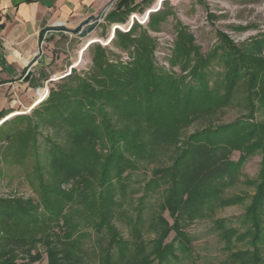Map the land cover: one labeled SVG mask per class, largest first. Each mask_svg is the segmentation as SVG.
<instances>
[{"label":"rangeland","instance_id":"1","mask_svg":"<svg viewBox=\"0 0 264 264\" xmlns=\"http://www.w3.org/2000/svg\"><path fill=\"white\" fill-rule=\"evenodd\" d=\"M158 1L155 0L147 9H156V12L146 14L144 11L141 16L134 14L146 19L142 26L134 21L138 25L135 29L137 34L145 31L152 38L155 45L152 54L154 67L177 79L186 77L184 83L191 84V77L187 73L194 64L192 55L184 73L180 71L181 56H175L176 33L184 29L192 36L193 45L199 49L200 56L207 57L206 66L200 68L199 73L209 80L208 86L212 90L210 95L214 101H219L218 106H191V109L180 108L177 112L165 107L159 111L163 114V120L156 117L159 112L153 111L156 114H151L150 120L144 119V123L149 125V128L144 129H139L137 123L129 121L127 128L138 131L141 141V150L136 159L123 152L135 165L134 170H127L115 177L113 169L109 173L108 184L99 185L100 167L107 151L103 150L107 145L105 138L95 144L94 155L89 154L90 157L97 155V161L89 160L86 164L80 160L81 164H86L83 175L65 181L60 179L58 182V177L52 173L48 152L54 145L72 150L73 144L64 128L54 127L45 120L37 121V112H33V106L37 107L41 101L37 93L45 90L47 98L54 84L69 76L72 70L78 74L86 73V77L91 76L93 57L97 54H103L109 64L118 60L126 65L132 60V50L120 51L111 43L116 30L112 31L114 25L104 19L97 27L102 33L97 30V34L94 32V37L84 44L80 38L62 33L58 34V37L63 35L62 38H52L47 46H43L44 55L42 50L37 55L38 63L33 72L30 71L23 78L35 71L32 97L24 93L7 96L13 113L4 118L7 121L12 119V123L0 129V200H14L20 202L21 206H31L36 210H33L34 218L36 213L38 219L43 220L46 213L40 202L39 172L43 180L53 179L58 183L57 188L70 196L60 202L63 203L62 217L66 223L63 227L62 222H59L60 226L54 222L45 223L44 236L39 234L41 239L36 244L35 225L26 230L19 228L16 234L14 231L13 234L9 233L8 236L22 239L19 242L12 239L6 241L0 231V264H49V250L64 258L63 262L56 259L57 264H125L128 260L134 264H158L154 253L161 239H164V245H169L174 255L165 264H230V253L246 248L247 239L235 242V237L231 239L235 246L226 248L227 244L220 238L222 230L217 225L223 222L225 229L236 228L238 234L245 231V227L240 226V217L251 205L260 184L263 165L261 151L257 150L240 165L232 175L230 184L220 192L217 202L206 203L201 214L190 221L185 216L179 219L180 233L170 230L172 220L161 207L163 189L146 191L145 187L156 170L171 165L183 142L195 131L233 122L250 112L256 122L264 124V0H165L160 7ZM158 10L166 18L163 21L157 18L151 29L147 23L149 15H155ZM223 37L230 47L245 54L255 44L261 45L252 56L257 61L251 67L252 75L248 76L245 69L243 71L240 68L230 90L228 78L233 75L237 55L232 54L230 60H226V52L230 48L224 44ZM117 39L119 36L115 43ZM92 40L104 43L109 40L110 44L103 47L95 43L85 50L86 43ZM122 54L126 60L122 59ZM46 57H50V60H46ZM251 77L256 84L250 87L249 92ZM104 109L109 113L112 126L121 130L126 119L117 118L107 106ZM17 117L24 119L18 120ZM4 119H0V126ZM100 121L101 118L97 116V125ZM120 147L123 151L122 143ZM238 157V153H233L231 159L236 162ZM36 162L41 167L39 171L35 168ZM106 191L112 196L111 205L105 209L99 208L100 195ZM103 218L115 229V238H111L104 226L98 227ZM161 218L166 223L163 224ZM69 232L72 235L69 236ZM65 255L68 262L65 261Z\"/></svg>","mask_w":264,"mask_h":264},{"label":"trees","instance_id":"2","mask_svg":"<svg viewBox=\"0 0 264 264\" xmlns=\"http://www.w3.org/2000/svg\"><path fill=\"white\" fill-rule=\"evenodd\" d=\"M157 18L163 21L166 15L161 10L155 15H149L151 29L155 26ZM137 27L138 25L134 23L129 33L116 30L111 41L120 51L132 50L130 63L125 65L117 60L109 64L103 54L94 55L91 76L86 77V73L78 74L79 72L72 70L69 76L54 84L48 97L33 109V112H37V121L45 120L54 127L64 128L73 144L72 150L54 145L48 152L51 159L50 167L52 173L58 177V182L60 179L65 181L73 176L83 175L88 161H97V155L90 157L89 154L94 155L95 144L105 138L104 142H107V145L103 150L107 151L100 167L99 185L108 184L109 173L113 169L115 177L121 176L127 170H134L135 165L123 152L136 159L141 150V141L138 131L127 128L129 121L137 123L139 129H144L149 128V125L144 123V119L150 120L151 114H156L165 107H171L172 112H177L180 108L191 109V106H218L219 101H214L210 95L212 90L208 86L209 80L205 77L204 79L199 73L200 68H205L207 57L200 56L199 49L193 45V38L188 32L182 28L177 31L175 56H181L180 71L184 73L189 66H187L188 59L192 55L194 64L187 73L191 77V84L184 83L186 77L177 79L154 67L152 58L154 42L145 31L137 34L135 29ZM118 36L119 39L115 43ZM222 39L230 48L226 52V60H230L232 54L237 55L236 67L232 70L233 75L228 78L227 86L230 90L240 68L243 71L245 69V74L248 76L252 75L251 67L257 62L252 56L255 51H259L261 45L255 44L252 49H248L249 53L245 54L239 49L230 47V43L224 37ZM254 84L256 81L251 77L249 92ZM104 106L114 112L117 118H122L124 121L126 119L121 130L112 126L109 113L105 111ZM159 113L156 117L163 120L162 112ZM97 116L101 118L98 125ZM11 120L4 122L0 129L12 123ZM121 143L123 151H121ZM257 150L262 152L263 165L257 192L251 205L240 217L241 222L239 220L240 226L245 227V231L238 234L236 228L225 229L224 225L222 226L223 222L217 225V228L222 230L220 238L227 244L228 249L235 246L231 241L233 237L235 242L247 239L244 250L230 253L228 257L230 264H264V124L256 122L252 112L233 122L206 127L189 135L171 165L153 173L152 179L145 187L146 191L163 189L164 198L161 207L172 220L170 230L180 233L179 219L185 216L190 221L194 216L201 214L206 203L217 202L220 192L232 181V175ZM233 153L239 155L236 162L231 159ZM80 160L86 164H81ZM37 163L35 168L39 171L41 167ZM37 178L40 202L46 217L40 221L36 213L34 218L35 208L21 206L20 202L14 200H0V231L6 241L12 239L19 242L22 239L13 237L14 235L8 236L9 233L13 234L14 231L16 234L21 228L26 230L31 225H35L36 244L44 236L45 223L54 222L57 226L62 222L61 227L66 223L62 217L63 203L60 202L66 201L70 196L61 192L57 188L58 183L53 179L45 181L39 172ZM100 197L99 208L105 209L111 205L112 196L108 191L101 193ZM160 220L163 224L166 223L163 218ZM102 226L108 230L111 238L117 236L115 229L105 222L104 218L98 227ZM14 227L16 229H13ZM39 234L42 236L38 237ZM68 235H72V232ZM163 241L164 239H161L156 244L154 253L158 264L168 263L169 259L174 257L169 245H164ZM47 256L49 264H57L58 258L61 262L64 261V258L58 257L53 250L47 251ZM65 261L68 262L67 255ZM125 264L134 263L128 260Z\"/></svg>","mask_w":264,"mask_h":264},{"label":"crops","instance_id":"3","mask_svg":"<svg viewBox=\"0 0 264 264\" xmlns=\"http://www.w3.org/2000/svg\"><path fill=\"white\" fill-rule=\"evenodd\" d=\"M154 1L0 0V119L13 113L8 95L14 97L24 93L32 97L35 71L27 80H23L24 76L33 72L38 63L37 53L42 50L44 55L43 46H47L52 38L63 37H58L59 33L49 29H74L86 18L98 17L103 11L104 21L108 20L110 25L125 24L131 15L141 16L144 11L147 12ZM98 32L102 33V30Z\"/></svg>","mask_w":264,"mask_h":264},{"label":"water","instance_id":"4","mask_svg":"<svg viewBox=\"0 0 264 264\" xmlns=\"http://www.w3.org/2000/svg\"><path fill=\"white\" fill-rule=\"evenodd\" d=\"M163 1H165V0H162L158 4L159 7L161 6ZM156 11L157 10H155L153 12H150V13H154ZM104 18H105V11H103L98 17H88V18H86L85 20H83L74 29H67L65 27H53V28H51L49 30L52 31V32H55V33H62L63 35L76 36V37L80 38L81 40H83L82 44H84L87 40H89L90 38L93 37V33L96 31L97 27L99 26V23ZM95 43H98V41H93L92 40V41L87 42L86 45H85V50H87L86 48H88L90 45L95 44ZM28 77L29 76H27L25 80H27ZM40 102H38L37 105ZM6 121H4V122H6Z\"/></svg>","mask_w":264,"mask_h":264},{"label":"built area","instance_id":"5","mask_svg":"<svg viewBox=\"0 0 264 264\" xmlns=\"http://www.w3.org/2000/svg\"><path fill=\"white\" fill-rule=\"evenodd\" d=\"M162 0H159L158 1V4L161 2ZM158 8V7H157ZM156 9H151V10H148L147 12H146V14H149L150 12H153V11H155ZM134 21L137 23V24H139V25H144L145 23H146V19L145 18H143V16L142 17H140V18H138V17H136L135 15H131L130 16V18H129V21H127L125 24H121V25H114V26H112V28H111V30L112 31H115V30H118V31H121V32H123V33H128L129 31H130V29H131V27H132V25H133V23H134ZM261 28H262V26H261ZM260 32H263V31H260ZM107 37H108V35L106 36V39H107ZM105 39V40H106ZM98 43H100L101 44V46H103V47H107V46H109V44H106V43H104V42H100V41H98ZM162 46V45H161ZM168 47V46H167ZM39 53H37V55H38ZM125 55L124 54H122V59L123 60H126L127 58L126 57H124ZM162 56H164L165 57V55L164 54H162ZM36 61V60H35ZM53 80H56V78L55 79H53ZM52 79H51V81H53ZM39 91V90H38ZM37 91V92H38ZM40 92V91H39ZM37 93V96H38V99L39 100H44L45 98H46V96H47V92L45 91V90H43V91H41V93ZM42 94V95H41ZM39 95H41L42 97L41 98H39Z\"/></svg>","mask_w":264,"mask_h":264},{"label":"bare ground","instance_id":"6","mask_svg":"<svg viewBox=\"0 0 264 264\" xmlns=\"http://www.w3.org/2000/svg\"><path fill=\"white\" fill-rule=\"evenodd\" d=\"M112 37V36H111ZM110 43V41L109 40H107V42H106V44H109ZM7 120V118L6 119H4L2 122H1V124L2 123H4V121H6Z\"/></svg>","mask_w":264,"mask_h":264}]
</instances>
